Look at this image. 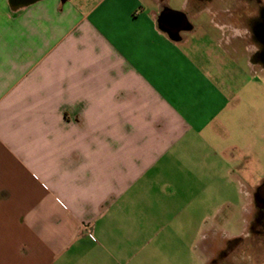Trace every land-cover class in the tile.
I'll return each mask as SVG.
<instances>
[{
	"label": "crops",
	"instance_id": "crops-1",
	"mask_svg": "<svg viewBox=\"0 0 264 264\" xmlns=\"http://www.w3.org/2000/svg\"><path fill=\"white\" fill-rule=\"evenodd\" d=\"M215 2L0 0V264H194L198 224L246 234L216 216L234 189L247 223L259 189L243 112L264 66Z\"/></svg>",
	"mask_w": 264,
	"mask_h": 264
},
{
	"label": "rangeland",
	"instance_id": "rangeland-1",
	"mask_svg": "<svg viewBox=\"0 0 264 264\" xmlns=\"http://www.w3.org/2000/svg\"><path fill=\"white\" fill-rule=\"evenodd\" d=\"M76 4L81 0H73ZM250 70V69H249ZM253 80V83L249 85L247 91V108L243 112L244 117L247 120L248 137H247V159L242 161L245 164L246 171L248 173L247 180L252 187L260 188L264 186V72L260 69H256L254 73L249 72V81ZM256 128V129H255ZM258 132V139L256 143L250 144L252 140L253 132ZM250 144V145H249ZM233 200H237L235 205L231 208L221 209L222 214L216 216L217 229L223 231L222 228L226 227L231 230L232 233H239L241 230V216L243 214V199L244 194L235 191L231 192ZM230 194V195H231ZM235 197V198H234ZM249 203H248V223L247 232L245 235L248 237V247L253 245L254 240L250 238L252 236V226L254 225V218L256 216V192L249 191ZM218 211L219 209L216 208ZM226 219H230L229 223H225ZM211 223L198 224L194 230L193 237L191 239H184L182 245V251H189V256L194 260V264H208L210 257L213 253L216 254V248L212 251H205L204 244L208 243L211 246L213 243L211 236V230L209 229ZM224 235L218 234L217 240L223 242ZM217 240L215 246H217ZM219 242V243H220ZM170 248V247H169ZM172 251V250H168ZM249 264H251L252 255L248 254Z\"/></svg>",
	"mask_w": 264,
	"mask_h": 264
},
{
	"label": "flooded vegetation",
	"instance_id": "flooded-vegetation-1",
	"mask_svg": "<svg viewBox=\"0 0 264 264\" xmlns=\"http://www.w3.org/2000/svg\"><path fill=\"white\" fill-rule=\"evenodd\" d=\"M208 2L213 3L215 0H208ZM214 6L225 7V10H229V12H235L237 9L242 12L240 21L250 30L246 40L247 44H257L258 49L254 53V57L264 66V0H226L224 3L217 0ZM159 21L162 29L177 40L182 39L181 33L184 29L191 27L184 13L177 12L175 14L167 6L163 7ZM231 22L235 23L236 20L233 19ZM261 71L264 72V67ZM255 203L257 214L253 217L254 225L250 237L254 240L253 245L248 247L247 235H242L239 239L224 237L222 243L216 239L218 245L215 246V240L210 250L217 247L216 254H212L208 264H249V252L252 255L251 264H264V186L257 190ZM247 223L245 220L242 221L241 228H247Z\"/></svg>",
	"mask_w": 264,
	"mask_h": 264
},
{
	"label": "water",
	"instance_id": "water-1",
	"mask_svg": "<svg viewBox=\"0 0 264 264\" xmlns=\"http://www.w3.org/2000/svg\"><path fill=\"white\" fill-rule=\"evenodd\" d=\"M15 1H16V3H25V2H29L31 0H15ZM159 23H160V21H159Z\"/></svg>",
	"mask_w": 264,
	"mask_h": 264
}]
</instances>
